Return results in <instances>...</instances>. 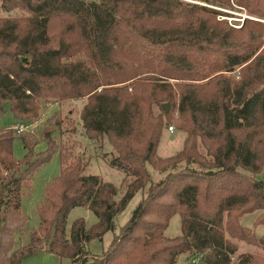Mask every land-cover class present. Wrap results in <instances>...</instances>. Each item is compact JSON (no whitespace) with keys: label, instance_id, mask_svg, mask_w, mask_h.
Returning a JSON list of instances; mask_svg holds the SVG:
<instances>
[{"label":"trees","instance_id":"16d2710c","mask_svg":"<svg viewBox=\"0 0 264 264\" xmlns=\"http://www.w3.org/2000/svg\"><path fill=\"white\" fill-rule=\"evenodd\" d=\"M235 1L264 17V0ZM1 8L0 114L6 103L18 118H35L53 99L82 98L84 134L112 145L108 161L125 176L120 187L88 173L89 160L54 138L58 118L42 130L46 151L35 153L38 140L20 132L29 148L23 160L13 151L19 131L0 128V264L41 252L73 264H176L184 252L201 264H231L234 255L240 264H264L256 248L241 251L242 244L264 251L263 22L236 26L197 0H1ZM174 119L186 132L183 146L161 155ZM57 150L61 172L22 243L23 186ZM139 190L108 249L91 252L89 242L116 229ZM75 206L98 221L87 226L79 217L68 228ZM254 211L261 234L242 222ZM176 213L181 233L168 235Z\"/></svg>","mask_w":264,"mask_h":264},{"label":"rangeland","instance_id":"374dc122","mask_svg":"<svg viewBox=\"0 0 264 264\" xmlns=\"http://www.w3.org/2000/svg\"><path fill=\"white\" fill-rule=\"evenodd\" d=\"M197 1L223 10V14H220L219 17L227 18L228 21L232 19L241 23L243 12L258 16L250 12L246 6L237 4L235 0H231V5L210 3L202 0ZM18 12L19 10L13 11V13ZM3 13L4 10L1 8L0 0V15ZM234 73L235 71L231 74ZM83 103L84 99L82 98L63 102H58L53 99L44 105L40 110L38 117L23 119L15 116L5 103V110L0 114V128L6 130L10 129L16 123L24 124L25 130L23 132L29 133L31 136L30 138H32L33 141L38 140L33 147V151L38 153L46 151L49 147L47 139L42 134V130L44 127H49L51 125L52 118H58L61 123L56 127L53 135L57 142L60 145L67 146V149H70L74 155H84L85 159L87 161L89 160V165L86 169L88 173L100 174L105 180L113 181L116 185L121 187L125 174L122 170L111 166L108 161L109 154L113 150L112 145L105 141L106 139H90L84 134V128L82 127V120L80 117V110ZM171 124L174 126L173 129H170ZM185 134L186 132L184 130L178 129L175 119L172 122L167 123L158 147L159 153L161 155H170L179 150L183 146ZM13 151L15 157L19 160H23L29 152V148L25 146L22 133L20 132H15ZM149 169L153 175L158 174V171L154 170L152 166H149ZM60 172V152L57 150L47 162L40 165L35 172L28 175L26 184L23 186L24 194L21 206L23 214L27 217L26 228L24 233L18 234L22 243H28L30 232L39 225L40 216L38 208L43 204L45 188L51 180H54L60 174ZM257 176L259 178L264 177L263 173H259ZM142 196L143 191L139 190L131 198L127 206L117 214L115 230H108L102 238H94L89 242L88 246L91 252L102 253L104 250L108 249L115 233H119L122 225L130 218ZM257 214L258 211L244 214L242 222L251 227H255L256 232L260 234L263 231V226L260 224L255 226L254 224ZM79 217L85 219L87 226H92L98 221L97 215L89 207L75 206L70 210L68 215V228L74 220ZM166 233L168 235H178L181 233V216L179 213H176L171 217L169 225L166 228ZM245 248L251 250L256 248L255 250L264 257V251L257 246L248 247L247 245L243 246L241 249ZM22 264H73V262L69 257L61 258L51 252H41L26 256L23 259ZM176 264H201V260L200 258L196 259L195 257H190L188 253L184 252L179 255ZM231 264H240L237 255H234Z\"/></svg>","mask_w":264,"mask_h":264},{"label":"built area","instance_id":"2783aa9c","mask_svg":"<svg viewBox=\"0 0 264 264\" xmlns=\"http://www.w3.org/2000/svg\"><path fill=\"white\" fill-rule=\"evenodd\" d=\"M242 22L246 19V18H253L255 20H259L261 22L264 23V17H260V16H253V15H250L248 14L247 12H243L242 14ZM242 22H237L236 20H232L230 19V23H232L233 25H236V26H240L242 24ZM240 23V24H239ZM263 39H264V35H263ZM14 127L19 131V132H23L25 130V125L24 124H20V123H16L14 124ZM170 129H173L172 126L170 127Z\"/></svg>","mask_w":264,"mask_h":264},{"label":"crops","instance_id":"0c3cea01","mask_svg":"<svg viewBox=\"0 0 264 264\" xmlns=\"http://www.w3.org/2000/svg\"><path fill=\"white\" fill-rule=\"evenodd\" d=\"M260 234H261V233H260ZM243 246H247V244H246V245H245V244H242V245H241V248H242ZM248 247H249V245H248ZM246 250H251V249H248V248L241 249V251H246Z\"/></svg>","mask_w":264,"mask_h":264},{"label":"water","instance_id":"95a60500","mask_svg":"<svg viewBox=\"0 0 264 264\" xmlns=\"http://www.w3.org/2000/svg\"><path fill=\"white\" fill-rule=\"evenodd\" d=\"M164 105L166 107V110H169L170 109V104L169 103H165Z\"/></svg>","mask_w":264,"mask_h":264}]
</instances>
